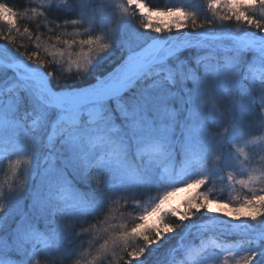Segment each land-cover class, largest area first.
I'll use <instances>...</instances> for the list:
<instances>
[{"label":"snow or ice","instance_id":"1","mask_svg":"<svg viewBox=\"0 0 264 264\" xmlns=\"http://www.w3.org/2000/svg\"><path fill=\"white\" fill-rule=\"evenodd\" d=\"M32 2L39 8L23 12L0 3V22L7 26L0 31V41L5 42L0 54L7 59L0 61V159L8 160V179L0 183V199L7 196L8 204H0V219L18 207L26 194H32L34 212L45 218L59 216L60 221L53 220L55 226L44 233L22 221L3 240L0 264H13L10 253L20 257L18 264H40V251L63 264L67 251L63 246L71 245L75 223L103 213L106 206L101 228L92 225L76 232L78 237L89 234L92 239L86 248L81 245L72 264H147L162 241L166 243L177 229L190 227L185 221L201 213L224 233L240 237L216 245L227 253L223 264H264V155L252 167L255 153L245 151L250 144L264 153V136L239 142L251 118L264 130V73L259 83L254 75L256 63L264 68V0H204L202 9L150 7L145 0ZM55 12L65 14L63 22L50 15ZM25 17L35 23V31L27 26L21 30L18 20ZM134 23L144 32L132 28ZM226 24L235 27L217 32ZM98 31L102 34L97 35ZM173 32L177 35H170ZM117 33L128 39H117ZM165 33L169 35L161 38ZM18 37H26L34 50L21 51L28 45H18ZM133 38L151 42L136 51ZM117 48L127 51V58L114 71L97 73L96 68ZM190 49L204 54L190 63L181 55ZM248 54L254 60L245 73ZM90 74L94 82L86 87L62 83ZM225 98L232 102L231 123L215 137L206 121L219 123L224 118L218 105ZM177 100L180 109L173 106ZM178 125L180 137L176 135ZM49 127L44 147L51 155L59 144L66 161L64 167L46 161L41 188L32 193L40 134ZM177 148L184 158L183 185H172L170 191L155 197L145 194L150 206L132 216L125 205L131 200L132 211H137V189L170 182L171 177L159 171L160 161L173 159ZM69 165L75 180L85 185L94 174L95 187L81 189L69 178ZM224 166L234 171L221 175ZM195 168L199 174L185 179L189 169ZM217 180L221 184L226 180L235 193L230 200L209 195ZM205 185H211L207 192L201 191ZM237 185L246 192L241 194ZM182 192L190 195L181 201L180 211L173 197ZM169 215L179 223H168ZM219 216L240 223H228ZM99 237L104 242L93 251ZM206 251L203 245L185 248L186 261L199 264Z\"/></svg>","mask_w":264,"mask_h":264},{"label":"trees","instance_id":"2","mask_svg":"<svg viewBox=\"0 0 264 264\" xmlns=\"http://www.w3.org/2000/svg\"><path fill=\"white\" fill-rule=\"evenodd\" d=\"M124 0H121L120 3H123ZM0 3H7L9 6L13 7L16 11L18 12H23L26 8L30 7H37L39 8V5L36 3H33L32 0H0ZM119 3V2H118ZM145 3L148 4L150 7H168V6H181V5H186L191 8H197V9H202L205 7L204 5V0H145ZM54 18H56L59 22H63L65 19V14L62 12H55L50 14ZM105 24L108 23V18L105 19L104 21ZM18 24L21 27V30L23 29L24 26L29 27L30 30L35 31V23L32 21L27 20V18H21L18 20ZM51 27V26H50ZM235 26L232 24H226L222 28H218L217 32L219 33H225L229 29L234 28ZM7 26L0 22V31H6ZM132 28H134L136 31H139L141 33L144 32L143 29L139 28L138 23L132 24ZM68 31H72V28H68ZM41 31H45L43 28ZM82 31V29H81ZM97 35L102 34L101 32H97ZM146 35H152L155 36L156 34L154 33H146ZM169 34L165 33L162 34L161 38H166ZM172 36L177 35V33L173 32L170 34ZM44 39H47V36L42 37ZM54 39V37H53ZM117 39L119 40H127L128 37L117 33ZM151 41L143 42L139 41L135 44V50L139 51L143 47L146 46L147 43H150ZM25 43L27 44L26 49H21V51H26L30 53L31 51L34 50V44L30 43L27 41L26 37H18L17 38V44ZM5 44L4 41H0V46H3ZM42 53V50H40ZM203 52H198L195 49H190L187 51H184L181 55L182 58L187 59L190 63L194 60V58L198 55H203ZM127 54L126 51H121V49L117 48L115 49L111 56L109 57L108 60L104 61L103 64L99 65L96 68V72H104L107 74L108 71H112L116 66L121 64ZM248 58V57H247ZM0 71H3L0 69ZM9 75L11 73L9 72ZM89 81L94 82L93 80V75L90 74L89 76L85 77L83 80H76L75 77H73L70 80H67L66 82L62 83H67L71 85H79V86H88ZM260 77L257 80V83H259ZM174 107L177 109L181 108L180 102L177 100L174 102ZM232 108V102L230 99L225 98L223 99L220 104L218 105V109L221 112L225 113L224 118L219 122H214L213 120H207L206 125L208 127L209 132L211 133L212 136L218 137L222 133H224V130L228 125L231 123V115L228 114L229 110ZM259 112V107L257 106V113ZM186 113H183L179 119L183 120L184 116ZM119 119L117 120V123H119ZM258 124V121L255 118H251L248 121V126L245 127L244 132H243V139L239 141L241 144L246 141V139H257L260 134L262 133L263 130L258 128L256 125ZM50 127L46 129L44 132L40 134L42 144L38 153V165L33 168V173H32V189L31 192L35 193L38 189L41 188V181H42V175L44 172V169L47 167V164L45 163L46 161L54 162L56 167H64L65 161H66V156L63 153L62 149L60 148V145L57 144V151L53 154L50 155V149L44 147V142H46L47 135L49 133ZM176 135L177 137H180V128L179 125L177 126L176 129ZM253 148V147H252ZM245 151H249L252 153H255L254 158L252 160V167L258 166V161L260 160V155H264V153H261L258 150L249 149L245 148ZM0 152H2V147H0ZM17 157L13 156L12 159H16ZM7 165H8V160L7 159H0V183H3L6 179H8L7 173ZM23 167V166H22ZM184 167V158L183 156L179 153V148L176 150V155L173 159H165L160 161V168L159 171L161 174L171 177V180L168 184L162 185L159 188L157 187H152L151 189H137L136 190V196L137 199L140 201L137 211H132L131 205L133 204V201L129 200L127 204L125 205V208H127V211L131 213L132 216H136L139 214V211H142L145 206H150L149 201L145 198V194H148L150 196L155 197L158 193L162 194L163 191L165 190H171L172 185L179 184L180 186L183 185V182L180 177L182 175V168ZM228 169L229 171H234L233 168L224 166L221 171V175L226 176ZM66 171L69 174V178L73 179L74 182L78 183V186L81 189L87 188L90 190L91 188L95 187V175L93 174L90 176L88 184L85 185L82 182L76 181L75 178L72 175V167L69 165V167L66 169ZM235 172H238V169L235 170ZM199 174V168L195 169H189L187 175L185 176V179H192L195 178L196 175ZM19 175V173H18ZM242 176L246 177V173L241 174ZM209 187L211 185H205L201 191L207 192ZM237 190L241 192V194H244L246 190L240 189V186H236ZM7 192V188L5 189ZM235 193L231 192L227 186V181L225 180L223 184L219 180H217L214 190L209 193V195L214 198V199H221V200H230L232 195ZM32 201H33V196L32 194H26L21 200L15 209L6 217L0 219V246H2L3 240L5 238H10L11 234L14 233L16 228L21 224L22 221H28L32 223L33 225L36 226V228L41 232L44 233L46 228H51L54 227L55 224L52 222L53 220L55 221H60V217L56 216L53 218L51 215H48L46 218L40 216L38 213L34 212L32 209ZM121 203H124L123 201ZM0 204H4L7 206L8 204V197L6 196L3 199H0ZM125 208H121V211H125ZM183 211V208L182 210ZM108 213V206L105 207L103 213H100L98 215H90L85 218H82L79 222L75 223V226L71 230V234L69 236V239L72 241L71 245H65L63 246L64 248L67 249L66 252H64V260L63 264H72V261L79 255V251L81 248V245L86 248L87 247V241L92 239V236L89 234H85L83 236H76V232L80 231L83 227H91L92 225H95L97 228H101L102 222L104 220L105 215ZM2 215V214H0ZM167 221L170 224H177L179 223V220L175 217H172L169 215L167 217ZM208 221V218L201 213L199 217L195 220H190V221H185L186 225H189L190 227L195 224L199 223H205ZM67 222V221H63ZM126 223H129L130 226V218L129 220H126ZM188 227V228H181L177 229L176 233H173L171 235V238L167 240V242H161L162 246L159 247L156 252L154 253L153 256L149 257L147 264H161L162 258L168 253V250L176 245V241L178 238H181L185 230L187 229L190 230L191 228L194 227ZM223 239H226V241H235L237 238H235L232 234H226L222 237ZM103 238L99 237L95 240L94 245H93V251L95 248H98L102 243H103ZM142 243L141 241L137 242ZM43 245H37L38 249H42ZM29 250L31 251V247H29ZM70 253V254H69ZM207 253V251H206ZM10 256L12 257L13 264H18V261L20 257L16 256L15 253H10ZM181 257V255L179 256ZM38 258L40 259V264H60L59 259H57L55 262L51 260L50 257H48L43 251H40L38 253ZM90 258V257H89ZM164 261V260H163ZM99 264H104L103 261H100ZM185 264H193L192 261H185ZM199 264H207L205 259H202L199 261Z\"/></svg>","mask_w":264,"mask_h":264},{"label":"rangeland","instance_id":"3","mask_svg":"<svg viewBox=\"0 0 264 264\" xmlns=\"http://www.w3.org/2000/svg\"><path fill=\"white\" fill-rule=\"evenodd\" d=\"M121 0H116V2L120 3ZM175 36V35H174ZM139 42L138 40H135L134 38L131 40V44L133 47H135V44ZM0 52H2V49H0ZM126 54L128 55L127 51ZM127 58V56H126ZM125 58V59H126ZM0 60L3 62H7L6 57H4L2 54H0ZM254 58L252 57L251 54H248V58H246V64L244 71L247 73L248 71V64L253 63ZM123 63V62H122ZM121 63V64H122ZM120 65V64H119ZM116 66L112 71H114L117 67ZM264 73V68H262L259 63H256V67L254 70V75L256 77V80L259 79L261 74ZM211 120V119H209ZM264 136V130L260 134L259 137ZM251 139H246V141H250ZM243 144V143H242ZM258 150L255 146L248 145L246 148ZM230 169H228L229 171ZM227 174V173H226ZM239 178V177H238ZM239 186V185H237ZM190 193L188 192H182L178 193L176 196L173 197V203L180 208V211L182 210L181 206V201L185 199L187 196H189ZM214 212L216 211V206L213 205ZM206 216V215H205ZM207 217V216H206ZM219 220H225L228 223H240V221H231L227 217L219 216ZM205 227L202 228H191L190 230L187 231L185 230L183 237V240L181 242V238H178L176 241V245L172 246L169 250L168 253L162 258L161 264H181V262H185V248H192L195 247L196 245L199 247L206 246L207 253H205V261L207 264H223V259L225 256H227V253L222 251L219 248H216V245H225L228 243L235 242L240 239L238 235L232 234L237 240L235 241H226V239H223L222 237L226 235L222 231V228L218 224H213L211 221H207L205 223ZM181 255V257H179ZM183 255V256H182ZM172 257H174L172 259ZM182 259V261H181ZM164 260V261H163Z\"/></svg>","mask_w":264,"mask_h":264},{"label":"bare ground","instance_id":"4","mask_svg":"<svg viewBox=\"0 0 264 264\" xmlns=\"http://www.w3.org/2000/svg\"><path fill=\"white\" fill-rule=\"evenodd\" d=\"M183 256V255H182ZM185 261H186V256H185Z\"/></svg>","mask_w":264,"mask_h":264}]
</instances>
